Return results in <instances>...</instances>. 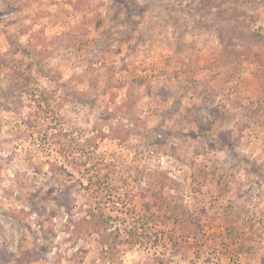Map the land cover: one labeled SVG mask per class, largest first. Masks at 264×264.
Wrapping results in <instances>:
<instances>
[{"label":"rangeland","instance_id":"1","mask_svg":"<svg viewBox=\"0 0 264 264\" xmlns=\"http://www.w3.org/2000/svg\"><path fill=\"white\" fill-rule=\"evenodd\" d=\"M0 264H264V0H0Z\"/></svg>","mask_w":264,"mask_h":264}]
</instances>
